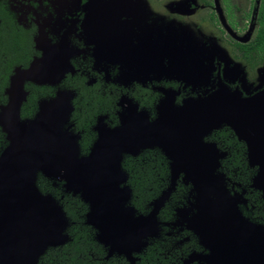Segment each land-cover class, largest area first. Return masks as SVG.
<instances>
[{"label": "water", "instance_id": "95a60500", "mask_svg": "<svg viewBox=\"0 0 264 264\" xmlns=\"http://www.w3.org/2000/svg\"><path fill=\"white\" fill-rule=\"evenodd\" d=\"M102 1L120 4L123 0H94L91 4L97 8ZM121 8L123 15L127 8ZM137 35L138 42L128 55L154 47L147 46L149 37L145 43L147 38ZM37 44L44 56L13 70L4 90L7 101L0 105V130L6 140L0 151V264H38L48 248L69 240L68 217L51 193L39 189V174L53 184L62 182L65 193L78 196L87 205L84 223L95 230L94 238L105 248L106 258L117 255L136 264V255L149 239L159 236L160 226L171 225L193 233L201 247L190 252L182 264H264V223L243 214L246 190L228 187L219 170L227 152L208 139L213 131L228 127L244 143L247 164L255 168L250 187L264 200V60L256 76L261 89L246 96L218 84L211 92L177 104L178 91L162 88L163 97L151 117L133 98L121 95L117 123L109 125L106 116H98L93 126L96 136L82 154L80 135L69 123L75 92L60 87L71 66L63 57L57 64L50 61L49 42L41 35ZM186 46L189 50V41ZM165 49L169 52L162 68L167 78L187 83L204 79V71H199L202 67L185 61L173 47L165 44ZM137 60L120 62L119 84L144 83L161 71L156 58L155 63ZM26 82L57 88L38 102L33 116L22 118ZM154 148L168 160L169 185L150 202L147 213H138L129 203L132 191L122 160L125 155L134 157ZM178 180L190 185V200L176 208L173 222H162L158 214Z\"/></svg>", "mask_w": 264, "mask_h": 264}, {"label": "flooded vegetation", "instance_id": "af4514ba", "mask_svg": "<svg viewBox=\"0 0 264 264\" xmlns=\"http://www.w3.org/2000/svg\"><path fill=\"white\" fill-rule=\"evenodd\" d=\"M92 1L0 0V64L10 68L3 70L7 84L2 90L4 101L0 105L7 101L4 90L13 70L26 68L34 59L44 56L37 44L39 35L49 42L50 61L57 64L63 57L71 66L72 71L64 75L60 87L74 90L73 111L75 99L80 100V87L73 86L76 81H81L103 98L108 94L118 95L117 110V102L123 94L134 100L136 95L141 99L152 97L154 110L163 97L159 90L162 88L178 91L175 96L177 104L187 97L211 92L218 84L240 91L243 96L261 89L257 88L256 76L257 68L264 60V0H123L120 4L102 1L97 8ZM121 7L127 8L123 15ZM136 32L147 38L145 43L149 37L150 45L147 46L154 47L150 51L128 55L138 42ZM186 41H189V50ZM165 44L168 48L173 47V52L182 53L185 61L191 60L189 63L202 67L199 71H204V79L187 83L176 77L167 78L162 68L169 52ZM137 57L142 64L155 63V58L158 60L161 70L156 72L158 79L145 80L144 83L134 81L127 86L119 84L120 62H132ZM176 59L183 62L181 57ZM193 72L198 73L195 69ZM42 87L50 88L52 94H41ZM56 88L26 82L24 90L27 94L20 115L28 100L35 108L31 115L21 117L33 116L38 102L52 96ZM136 102L139 108H144ZM100 103L104 105L105 101ZM100 115L106 116V121L107 115ZM69 123L71 129L80 135L73 122L69 120Z\"/></svg>", "mask_w": 264, "mask_h": 264}, {"label": "trees", "instance_id": "16d2710c", "mask_svg": "<svg viewBox=\"0 0 264 264\" xmlns=\"http://www.w3.org/2000/svg\"><path fill=\"white\" fill-rule=\"evenodd\" d=\"M4 69L8 71L10 68L0 64V103L4 101L2 90L7 84ZM74 85L80 87V100L74 101L75 109L70 122H73L74 128L80 132V152L84 154L95 138L92 126L98 115L105 113L108 124H116L115 104L118 95L108 94L103 98L97 92L85 87L81 81H76ZM40 91L45 96L52 94L47 87H42ZM135 100L154 115L152 97L141 99L136 95ZM103 101H105L104 105L100 103ZM34 108V103L28 100L27 106L22 108L21 116L31 115ZM208 139L215 141L220 149L227 152L220 161L219 170L225 174L228 187L233 190H246L245 197L248 203L247 206H241L243 214L254 221L264 223V201L260 192L250 187L255 168L247 164L244 143L238 141L228 127L213 131ZM4 146V135L0 131V151ZM122 167L128 175L127 184L132 191L129 203L138 213H147L150 202L169 185L168 160L159 149H146L134 157L125 155ZM37 185L42 192L51 193L59 201L69 221L66 230L69 240L64 245L48 248L40 257L38 264H129L122 256L113 255L106 258L105 248L94 238L95 230L84 223L87 205L78 196L65 193L62 182L53 184L52 180L39 174ZM189 192L190 185L178 180L174 191L160 210L158 219L162 222L174 221L176 208L187 204L190 200ZM160 227L159 236L149 239L143 251L136 255L138 257L136 264H180L188 253L200 250L193 233L185 229L173 228L171 225Z\"/></svg>", "mask_w": 264, "mask_h": 264}]
</instances>
